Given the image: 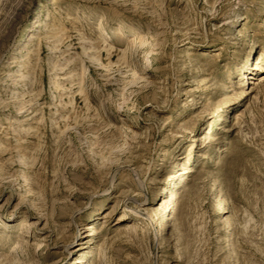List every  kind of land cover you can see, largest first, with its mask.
I'll list each match as a JSON object with an SVG mask.
<instances>
[{
    "label": "rangeland",
    "instance_id": "374dc122",
    "mask_svg": "<svg viewBox=\"0 0 264 264\" xmlns=\"http://www.w3.org/2000/svg\"><path fill=\"white\" fill-rule=\"evenodd\" d=\"M3 3L0 263L264 264V0Z\"/></svg>",
    "mask_w": 264,
    "mask_h": 264
},
{
    "label": "bare ground",
    "instance_id": "6f19581e",
    "mask_svg": "<svg viewBox=\"0 0 264 264\" xmlns=\"http://www.w3.org/2000/svg\"><path fill=\"white\" fill-rule=\"evenodd\" d=\"M4 3H5V0H4ZM3 3V5H5ZM6 14H4L3 13V16H4V18L7 16H5ZM2 17V16H1ZM95 55H97V54H95ZM95 58V57H94ZM93 58V59H94ZM97 60V59H96ZM95 62V61H94ZM98 62V61H97ZM97 62H95V63H93L92 65H94L92 68H89L88 70H86L87 72H91L92 70L93 71H96L97 70V67L100 65L99 64V62L97 63ZM96 64V65H95ZM116 65V64H115ZM77 76L78 77H83L84 75H83V73L81 72V73H79V74H77ZM106 76V75H105ZM98 117V120L99 121H104V119H105V117H101V116H99V115H96V118ZM96 152H97V150H96ZM102 152V151H101ZM99 153V152H98ZM102 154V153H101ZM126 153L125 152H122V153H114V152H109L108 153V155H109V157L110 156H112L111 158H114V161L112 162H109V163H105V164H100L99 163V165L101 166L100 168L102 169V171H105L107 174H109V173H111V172H114L115 170H117V169H119V168H122L123 167V165H126V163H127V158H126V155H125ZM99 168V169H100ZM140 190V191H139ZM143 188H141V187H139L138 188V190H135L134 192H133V195L132 196H134V198H135V200L137 201H139L140 199H142V198H144V196H143ZM131 197V196H130ZM226 206H228L227 205V203H225V204H223V205H220L219 207H218V209H220V208H225ZM132 210H134L135 212H142L143 210L142 209H140L138 206H135V207H133V208H131ZM154 223L155 222H153V224H152V227L154 228ZM138 230H136V229H134L132 232H133V234L134 233H136ZM128 232V233H127ZM126 234H129L130 232L129 231H126L125 232ZM106 245H108V243H106ZM106 245H104L103 246V248H102V250H101V259H100V261H102V260H104L106 257H107V252H106ZM19 247V246H18ZM14 248V250L11 252L12 254H16V253H18L19 252V249L20 248ZM109 247V246H108ZM0 264H20L19 262H17V261H15V258H7V259H5L4 260V262H2V263H0Z\"/></svg>",
    "mask_w": 264,
    "mask_h": 264
}]
</instances>
